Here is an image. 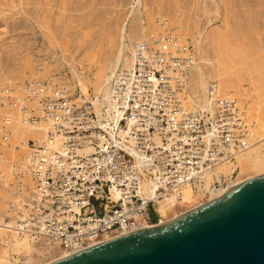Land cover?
I'll return each mask as SVG.
<instances>
[{"label":"built area","instance_id":"obj_1","mask_svg":"<svg viewBox=\"0 0 264 264\" xmlns=\"http://www.w3.org/2000/svg\"><path fill=\"white\" fill-rule=\"evenodd\" d=\"M158 26L136 46L132 63L114 73L110 101L99 109L94 94H69L57 79L0 81V107L47 128L41 141L28 142L29 191L17 168L1 179L20 193L22 207L12 205L0 229L56 245L69 257L152 228L156 204L180 198L184 187L210 197L229 181L212 175L206 185L219 166L250 149L247 112L235 97L218 98L216 83L204 106H186L196 50L168 20ZM8 126L0 124L3 142L11 139Z\"/></svg>","mask_w":264,"mask_h":264},{"label":"rangeland","instance_id":"obj_2","mask_svg":"<svg viewBox=\"0 0 264 264\" xmlns=\"http://www.w3.org/2000/svg\"><path fill=\"white\" fill-rule=\"evenodd\" d=\"M262 1L261 4L257 0H143L145 7L141 16L148 32L150 29L149 33L156 31L159 27L158 21L162 22L165 17L170 20L169 23H175L173 26L180 29L183 27L187 37L193 40L191 41L193 44L198 31L204 32L209 67L219 68L223 77L233 79L231 89H235L234 92L237 93L243 91L244 99L237 94L235 96L247 108L250 122L258 124L262 119L264 122V0ZM206 2L212 11L208 16L201 11ZM255 2L257 3L254 4ZM130 7L131 0H48L47 2L46 0H0V81L25 82L55 78L62 83V86L68 85L71 94H78L83 89L80 81L71 71L75 67L90 78L88 91L90 95H95L96 79L94 78L98 72L102 73L103 69V73L106 72L112 63L113 56L119 48L118 28L120 29L122 23H128L127 14ZM29 17L36 18L39 20L38 23L36 24ZM42 21H46L48 26ZM42 23H45L43 25L47 28L43 27ZM229 23L234 26H230ZM233 27L234 30L231 29ZM235 27L240 29L237 34ZM239 31L244 33V36L242 33L240 35ZM226 32L230 34L231 39L229 34L226 36ZM224 34L228 40L234 41V49L232 46L228 49L233 41L230 43L226 41L227 46H224L225 41H222ZM207 35H211L210 38ZM219 36L221 40L218 39ZM236 38H239L243 44H240ZM220 41L223 43L220 44ZM127 43H130L128 38ZM218 45H223L220 46L222 49ZM241 45L247 50L244 48L241 50L243 47ZM236 51H239V54L243 51V54L236 56L238 54ZM213 83L220 84L218 87L221 88V95H226L231 90L223 88L221 79L217 76L210 77V84ZM5 112L0 108V123ZM13 117L18 116L13 115ZM262 133L264 134V128ZM14 138L11 137L7 142L10 147L8 145L4 147L0 138V164L2 160L5 161V165L1 166L5 167V172L8 171L6 175L10 171L6 169L9 162L17 161L18 159L15 158L22 161L28 152L21 147L20 150L23 151L17 152L19 146L16 147L14 144L17 145L19 141ZM262 143L264 142L260 144ZM238 174L239 169H236L234 179ZM3 176L5 175H0L2 194L5 191L1 182ZM2 194L1 196L6 195ZM5 198L2 197L0 200V206L4 205L2 209L9 202V197L6 200ZM189 206L177 210L183 211ZM2 247L8 248L7 245ZM11 256L15 258L9 251V257Z\"/></svg>","mask_w":264,"mask_h":264},{"label":"bare ground","instance_id":"obj_3","mask_svg":"<svg viewBox=\"0 0 264 264\" xmlns=\"http://www.w3.org/2000/svg\"><path fill=\"white\" fill-rule=\"evenodd\" d=\"M47 1L48 0H46V2ZM206 1H213V0H206ZM257 1L261 2L262 0L261 1L257 0ZM262 2H261V4H262ZM54 3H55V1H54ZM256 3L257 2H255L254 4H256ZM258 5H260V4L258 3ZM253 6H256V5H253ZM144 7L145 6L143 5V0H131V7L129 10V14H127V18L129 17L128 23L124 22L120 26V29L118 28L119 36L118 35L117 36L119 39V48H118L116 54L113 56L112 63L110 64V66L108 67V70L106 72L103 73V71H104V69H103L102 73L98 72L96 78H94V79H96V82H95V84H96L95 96L96 97L92 98V100H93V103L95 104L97 109H99L100 105H102L104 102L110 101L111 87H112L111 82H112V78H113L114 73L121 66H129L132 63V61H133L132 56H133V52H134V49L136 48V46H138L142 41L146 40L147 37L149 36V34L151 35L154 32L153 31V32L149 33L150 29L148 32L147 27L144 26V24L141 20L142 9ZM215 10H216V8H215ZM201 11L205 16H208L212 13L211 9H209L207 2L205 4H203ZM160 17H162V16H160ZM27 18H28V16H27ZM29 18L31 20H33L36 24L39 21L36 18H32V17H29ZM159 19H163V18H159ZM167 19L165 17L164 20H167ZM201 19H202V17H201ZM226 19H227V17L225 18V20ZM46 21H42V22L46 23ZM160 21H158V22L160 23ZM209 22L210 21L208 20V23ZM45 23H42L43 27H46L43 25ZM173 23H170V24L173 25ZM227 23H228V21H227ZM45 25L48 26V23H46ZM174 25H175V23H174ZM229 25H230V23H229ZM153 26H154V28L156 27L154 24H153ZM232 26H234V25H232ZM179 27H180V25H179ZM181 27H182V25H181ZM46 28H44V29L46 30ZM181 29L183 32L184 28L182 27ZM231 29L234 30V27ZM235 29L237 30V31L235 30V32L237 34L238 30H240V29H237L236 27H235ZM228 32H229V30H228ZM232 32H234V31H232ZM184 33H185V31H184ZM241 33L242 32H240V35H241ZM185 34H187V33H185ZM228 34L229 33H227L226 36H228ZM242 34L244 36V33H242ZM232 35H234V34H232ZM207 36L210 38L211 35L210 36L207 35ZM226 36L224 34V37H226ZM49 37L51 38V36H49ZM212 37L215 38V36H213V35H212ZM221 37H222V35H221ZM224 37L222 38L223 39L222 41L223 42L225 41V43L222 42L224 44V46H227L226 41H228V43L233 41V40H228L227 37L225 39ZM234 37H236V35ZM127 38L129 39L130 43H127ZM219 38H220V36L218 37V39ZM229 38H230V34H229ZM243 38H245V37H243ZM218 39H216V40H218ZM236 39L238 41H240L239 38H236ZM236 39H235V41H236ZM220 40H221V38H220ZM191 41H193V40H191ZM204 43H206L204 41V32L198 31L197 36L195 37V42L193 44L194 48L196 50V54H197V61L191 69V73H190L189 80H188V91H187V94L185 97V105L188 107L204 106L207 103L206 94H207L208 88L211 85L210 84V77H214V76L219 77L221 79V85L226 90L231 89V87L233 85V81H232L233 79L231 80V78H229V77H223L219 68L215 69L214 67L213 68L209 67L208 52H207V49H206V46ZM222 43L220 41V44H222ZM241 43H242V41H240V44ZM240 44L238 42V45H240ZM233 45L235 46L234 41H233V44H231V45L229 44L228 49H230L229 47H231V46L233 47ZM238 45H236V46H238ZM218 46L220 49H222L220 46H223V45H218ZM241 46H243V45H241ZM244 46H245V44H244ZM244 46L241 48V50L244 48ZM228 49L226 48V50H228ZM233 49H234V47H233ZM244 49L247 50V48H244ZM243 51H240V52H242L240 54H239V51H236V52H238V54L236 56L242 55ZM225 53H227V52H225ZM229 53H232V52L229 51ZM244 56H245V54H244ZM71 71H73L74 77L80 81V83L82 85V89H83L82 92L85 95H87L88 97H90L91 95L88 91V85L91 83L90 78L85 76L83 73H81L75 67ZM53 79H55V78H53ZM60 84H62V83H60ZM67 86H63V88L67 91V93L71 94L70 93L71 91L68 89ZM234 86H235V84H234ZM236 87H237V85H236ZM220 89L221 88H219V87H217V89H216L217 94L219 96L218 98H220V97L227 98L228 96H232V97L237 98V96H235V94H237L239 97L244 99L243 98L244 97L243 91L237 93V92H234L235 89H231L229 91L230 94L226 93V95H221ZM237 99H238L241 107L244 108L245 111L247 112V108L244 107V105H242L239 98H237ZM183 102H184V100H183ZM242 102L244 103V100H242ZM1 109L6 111L2 117V121L4 120L7 122V124H9V126H8L9 131H7V133L10 134V137H13V138L15 137L19 141V142L14 141V142H18L17 145L14 144L16 147L19 146V151L17 150V152H22L23 150L28 151L26 157H24L23 160L21 159L22 161H18L19 158H15L18 160L13 161V162H9V165L6 169L12 170L14 168H17V169L23 171V173L25 174V177H24L25 182H24V188L23 189L29 191V188H31V185H32V179H31V175L29 174V172L27 170V164H28V160H29L28 159V157H29L28 142L30 140L41 141L46 135L47 128H46L45 124H38V125L27 124L25 122V120L23 119L21 112L18 109L15 110L13 108H8V107L1 108ZM13 115L18 116L17 118L19 119V121H16L18 119L14 118ZM262 120L260 121L259 124L257 122H250L248 112H247V120H246L247 123L246 124L248 125V128L250 130L249 132H250V136L252 139L250 149L247 152L239 155L236 160L219 166L212 174H210L206 178V185L209 186L210 182L213 179L212 175H216V177L220 180L221 174H224L226 177V181L229 180L226 182L225 185H223L220 189L214 191L210 197L205 196L201 190L199 192H195L190 186H187V187H184L183 190L181 191V194H180L181 197L180 198H178L177 195H172V196L165 198L162 201H159V203L156 204V206H155L156 212H153V216L155 214V218H154L155 223H154L153 227H159L163 224H167L169 222H172V221L176 220L177 218H179L183 213L202 206L208 200L213 201V200H216L218 198H221L222 196H225L229 192V190H231V188L238 186L240 184H243L244 182H246L252 178H255L257 176L264 175V143L260 144L261 142H264V137H263L264 134L262 133V130L264 128L263 127L264 122ZM2 121H1V123H2ZM20 121L23 125L21 123H19ZM16 122H18L19 124ZM15 123L18 124V127H16ZM15 138H14V140H16ZM9 141H10V139H9ZM9 141H7V142H9ZM7 142H2L1 144L4 145V147H6L7 145L10 147V144ZM20 147L23 150H20ZM15 149H17V148H15ZM23 153H25V152H23ZM1 162L3 163V164L1 163V165L4 166L5 161L2 160ZM4 168L5 167L0 166V174H4L5 175L4 177H7L9 174L6 175V172L8 173V171L5 172ZM236 169H239V174H238L237 178L234 179V173H235ZM1 178H3V177H1ZM5 184H4L5 191H3V194H2V192H0V193L2 195H4V193H5L6 195L1 196V194H0V200L2 199V197L5 198V196H6L7 198L9 197V200H8L9 202L8 203L6 202L7 204L5 203L6 204L5 207H3V209L7 207L5 210L2 209V206H4V205L0 206V222H2L3 217H5L8 214L9 209L10 210L14 209V208L12 209V205H16V207H22V202H21L22 198L19 199L21 197V196H19L20 193L18 192V194H19L18 198H17L16 194L13 197V194H14L13 189L10 188L8 185H5ZM6 186H8L10 189H8ZM1 189L2 188L0 187V190ZM145 190L148 194L151 193V195H152L153 191H154L153 183L147 182L145 185ZM7 198H5V200ZM0 205H1V203H0ZM186 205H188V206L192 205V206L191 207L189 206L188 209H184L183 211L178 212L177 209H179L180 207L181 208L185 207ZM180 210H182V209H180ZM0 241H1V243H0V264H52L58 260H61L63 258L68 257V255H66V253L59 250V248L56 245H53V244L47 243V242L33 241L27 237H22V236L16 234L15 232L9 231L6 229H0ZM4 245H7L8 248L2 247ZM9 251H11L13 253V256H15V258L12 256L9 257ZM16 257H18V258L22 257V258L17 259ZM22 259H24V261H22Z\"/></svg>","mask_w":264,"mask_h":264},{"label":"water","instance_id":"obj_4","mask_svg":"<svg viewBox=\"0 0 264 264\" xmlns=\"http://www.w3.org/2000/svg\"><path fill=\"white\" fill-rule=\"evenodd\" d=\"M52 264H264V175L172 222Z\"/></svg>","mask_w":264,"mask_h":264}]
</instances>
